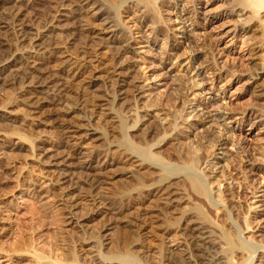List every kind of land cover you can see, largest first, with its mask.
<instances>
[{"label": "rangeland", "instance_id": "374dc122", "mask_svg": "<svg viewBox=\"0 0 264 264\" xmlns=\"http://www.w3.org/2000/svg\"><path fill=\"white\" fill-rule=\"evenodd\" d=\"M56 1L20 0V6L28 7L24 18L39 27L47 18L39 14L35 17L37 11L50 5L56 7ZM120 1L103 3L112 12ZM250 1L164 0L161 18L147 17L143 21L149 27L146 30L152 27L156 36L148 34L144 38L133 33L134 51L119 57L111 53L118 38L114 29L98 30L100 21L88 14L85 19L96 25L93 31L97 46L91 64L94 66L85 69L90 76L85 71L70 72L67 62L74 61L78 41L72 35L75 45L67 43L64 53L69 56L62 59L58 55L55 61L48 59L44 66L37 65L42 67L41 72H51L54 82L65 84L63 92L53 85L45 88L48 99L54 100L43 107L42 116L31 113L16 87L4 82L10 68L15 71L23 66L29 70L28 64L34 63L29 61L35 54L27 52L12 63L10 71L0 72V264H168V255L169 264H184L183 252L169 244L171 240L183 242L180 228L191 222L210 230L221 264H248L252 257L255 263L264 260V256L256 257L264 251V40L260 33L264 0ZM180 7L194 11L183 20L184 28L188 31L196 27L191 39H205L215 47L212 52L217 63L205 60L211 51L206 45L201 51L204 56L195 61L190 58L201 48L188 51L184 31L178 25ZM123 11L124 21L131 24L132 9ZM115 12L112 13L116 15ZM65 24L61 21L54 31L60 46L70 37ZM3 35L10 49L21 53L29 49L17 43L11 33ZM118 62L133 66V75H145L138 82L143 86L142 93H132L126 87L117 91L107 81L109 77L116 78L107 69L118 66ZM197 69H201V76L196 79H206L205 90L199 92L206 104L202 113L216 122L214 130L220 131L221 140L198 143L202 128L191 134L187 133L189 127L179 129L180 141L167 140L162 147L152 149L164 163L141 165L127 146L133 145L131 150L137 151L170 132L171 127L161 126L156 117L148 115L169 108L173 102L171 93L181 85V92H186ZM125 70H119V74L125 76ZM218 73L221 75L215 80ZM81 100L83 104L68 112L67 107ZM196 102L187 95L186 104ZM249 110L255 116L240 121L242 113ZM181 115L188 118L187 112ZM205 122L208 124L207 119ZM187 134L191 141L184 138ZM242 147H247L248 155L240 152ZM187 148L201 156L195 175L185 168ZM247 163L245 176L252 181L251 186L241 170ZM170 169L186 176L168 178ZM92 174L100 179L97 193L82 181ZM189 178L203 184L202 190L195 189ZM224 186L228 195L221 193ZM240 186L248 192L235 196ZM249 242L259 248L251 252L244 246Z\"/></svg>", "mask_w": 264, "mask_h": 264}, {"label": "bare ground", "instance_id": "6f19581e", "mask_svg": "<svg viewBox=\"0 0 264 264\" xmlns=\"http://www.w3.org/2000/svg\"><path fill=\"white\" fill-rule=\"evenodd\" d=\"M103 1L104 0H102V1L101 0H58V1H56V4H57L56 7H53V5H50L48 7H45L40 12L37 11V14L35 15V17H37V15L39 14L40 17H44V19H46V18L47 19L44 21L43 25H41L39 27H35L32 24L30 18H24L25 11L28 9V7H24L23 5L20 6V0H0V72L4 73L7 70L10 71L8 68L11 65H13L12 63L15 62L18 58H23V56L26 55L27 52L34 53L35 55H38V59L34 55L33 56V60L34 61L33 60L29 61L31 63L32 62H34V63H32L31 65L28 64L29 70L31 69V70L36 71L37 74L35 73L36 74L35 76L32 74L31 71L27 70V68H23V66L21 65L22 68L19 69V68L16 67L17 70H15V71L12 70L13 68H10L11 71L8 74H6V77L4 78V80H5L4 82L6 84H8V85L10 84L12 86L14 85L16 87V89L18 91V94L21 95V97H22L21 99L23 101V105L25 107L29 108V111L31 113H33L35 115H38V116L39 115L42 116L43 107L54 100L53 98H52L53 100H51V101H50V99H48V97H47L48 90L46 91L45 88L49 89L53 85L54 87L56 86L54 88L55 90L58 89V91H62L63 92L65 84L63 85L62 82H57V83L54 82L53 79L51 78V76H53V75H51V72L49 71L51 76L46 71L45 72H41L40 70L42 69V67L40 66L41 69H39L37 67V65L43 64V66H44V63H45L44 60H48L49 59L51 61L53 58L54 59L57 58V57L59 58L58 55H62L61 56L62 59L64 57H66V56H69V55H67V53L66 54H64V53L68 49L67 48L68 47L67 43L74 44V43L71 42L73 40L72 35L74 36V38L77 37L78 41L76 39L75 40L77 42H75L73 40V42L77 43V45L75 46V48H76V52L75 53H77V55L74 56V58H73L74 61H71V59H69V61H71V62L70 63L67 62L68 66H70L69 69H71L70 72L72 73L73 70H76L77 73L84 74V71L86 72L85 69L87 67H93L94 66V65L92 66L91 64L94 61V59H93V55H94L93 53L94 52L93 51H94L95 47H97L94 44L96 42V35H95L94 31H93V27L96 26V25L92 26V24H94L95 22L92 23L90 20L88 21V19H85V18H87L88 14L93 15L96 19H98L100 21L99 25H101V27L98 28V30L102 31L103 28H105V29L106 28L114 29L113 30L115 32L114 35L115 36L117 35L118 38H117V41H116V43L114 44V46L112 48V52L111 53H112V55H114L116 57H119L121 55L127 54V53H129L131 51L132 52L134 51L133 46L135 44V39L132 37L133 33H140L141 34L140 36H142L144 38H148L147 37L148 34L151 35L152 37L156 36V35H154V31L155 30H153L152 27H151V29L146 30V26L147 25H145V23L143 21H145V20L147 21V19H146L147 17H151L153 19H157V18L160 19L161 18V14L163 13L162 9H163V5H164V0H121L120 4H118V6L115 7L114 10H113V11H116L115 12L116 15H114L112 13L113 11L110 12V10H106L105 9V7H104L105 6V4H104L105 2L103 3ZM189 1L191 2L192 0H189ZM100 2H102V3H100ZM76 5L79 6V7H76ZM83 5H87L88 7L87 6L86 7H81ZM247 5H248V3H247ZM247 5H245L244 8L248 7ZM107 8L109 9L110 7H107ZM124 8L132 9L131 18L133 20H131V24H127L124 21L123 17H122V11L124 10ZM180 8H181V11L178 12V25H179V29L182 28L183 29L182 31H184V38H186L187 42H188V44H187V47L189 48L188 51L190 50V53H191V52H194V50H193L194 48L195 49L196 48H199V49L201 48L199 53L194 54L193 56L190 57L192 59V61L193 60L195 61L196 59L204 56V55H202L203 52L201 53V51H202L203 47L206 45L205 47L208 46V49L211 50V51L206 53L207 56L206 55L205 56L208 59H205V60H208V61L211 60V62L217 63L216 57H215V55L212 52L213 51L212 49H214L215 47H213V45L210 44V42L205 41V39H204V41H203V39L202 40H200V39H191L192 37L190 35L193 34L195 30H197L196 27L193 26L192 29H190L188 31L184 28L185 24H183L184 23L183 20L185 18H187V16L189 14L192 15L194 11L193 10L192 11L189 10V12H188L187 10H185V9L183 10L182 9L184 7H180ZM75 10H77L78 12H76ZM84 10L86 11L85 14L82 13ZM79 11H81V12H79ZM139 15L142 16V20L139 19ZM9 18L11 19L10 21H9ZM115 18H116L117 25L114 24V22H115L114 19ZM61 21H66V24L64 25V30L69 31V34H70V37L68 36L69 39L66 40L67 42L63 46H60L57 43V41L55 40V36H54V31L56 29H59V25L58 24ZM179 29H177V30H179ZM103 31L106 32V30H103ZM110 31H112V30H110ZM3 32L11 33V36L15 39V41L17 43L28 45L29 49H27L23 53H21L19 51H16V50L10 49L9 48L8 39H7L6 36L3 35ZM260 33H261V38L264 40V24H263V27H262V31ZM119 36H121V38H119ZM43 38H45V39L43 40ZM43 54H46V56H43ZM28 55H29V53H28ZM206 57H204V58H206ZM54 59H53V61L56 60V59L55 60ZM17 61H19V60H17ZM56 62L58 63V61H56ZM23 63H25V62H23ZM209 64H210V62H209ZM57 66L55 68H57ZM233 67H234V65H233ZM94 68H96V66ZM110 68H111L110 71H109V69H107L109 74H112V75L116 76V78L115 77L114 78L113 77H109V79H107V81L111 82L115 87H117V91L122 90V88L126 87V89L132 91V93H134V92L142 93L143 92L142 91L143 86L142 85L141 86L138 85V82H139L140 78H144L145 77L144 74H137V76H136V73H135V75H133L131 72L134 71V68H133V66H131L127 62H121V63L118 64V66H117V64L116 65L114 64V65L110 66ZM125 68H126L125 76L124 75L122 76L121 74H119V70L125 69ZM193 69H195V68H193ZM94 70L95 69H93V71ZM105 72H107V71H105ZM86 73H88V75H89L88 71ZM90 73H93V72L90 71ZM220 75H221V73L220 74L218 73L217 75H215V80L216 79L218 80ZM199 76H201V69H197V70L194 71V74L192 75V79L190 81L191 85H190L189 88L186 89L187 90L186 92H184L183 90H182L183 92H181V89H184V88H181L182 87V85H181L179 88H177L175 93H171V94H173L171 96L172 97L171 99H172L173 102L170 104L169 108H167L165 106L166 109H161V110H163L162 112H160V110L159 111H155V112L152 111V113L153 112L154 113L153 114L150 113V115H148L149 117H151V116L156 117L158 123L161 126H166L168 128L171 127L169 129L170 130L169 133H166L163 130L164 133L162 135H160V137L157 139V141L155 143H153L150 146L145 147V148H141V149L139 148V150H137V151L134 150V149H133L134 151L131 150L133 145H128L127 146L128 150L131 151L134 154L132 156L136 157V159L139 160V163H141V165H148L149 167L150 166L152 167L154 165L155 166H159V165H161V163H164L163 160L152 151V149L153 148L158 149L159 147H162L166 143L167 140L174 141L175 143L180 141L179 140V136H181V134L178 133L179 129H184L185 130L186 127H189L191 129L187 133H190V132L192 133L193 131H196L197 129L199 130L200 128H202L201 129L202 133H201V135L199 134L200 135L199 139H197L198 143L201 140H204L205 142L206 141L210 142L212 140H216V142H218V141L221 140L220 138L222 137V134L220 133V131L217 132V131L214 130L215 129L214 126L218 127L216 122L212 118L210 120H208L209 118H206L204 116V114L202 113V110L204 109L206 104H205V102L201 101L199 92H201L202 90H205L203 84H204L206 79L204 81H203V79L202 80L201 79L197 80L196 78L199 77ZM76 81H78V80H76ZM65 90H67V89H65ZM49 94H50V92H49ZM187 95H190L193 100L197 101L195 105L190 106V105L186 104ZM96 96L97 95H95V97ZM93 101L94 102H92V106H95L97 103H95V100H93ZM83 102L81 100L77 104H75L74 106L67 107L68 108V112H70L69 109L74 108L76 105H77V108H78V105L80 106L81 104H83ZM53 103H55V102H53ZM163 105H165V104H163ZM147 106H149V105H147ZM82 108H83V106H82ZM85 108H87V107H85ZM126 109H128V108H126ZM183 112H187V114H188V118L187 119H189V120L183 119V116L181 115V114H183ZM253 115L255 116V114H254V112L252 110L246 111L245 113L243 112L241 117H240V121H243V120L245 121V120H248V119L250 120V119H252ZM222 116H224V115H222ZM146 118L147 117H145L144 121L148 120ZM206 119H207V122H208L209 125L205 122ZM138 121H140V120H138ZM138 123H141V122H138ZM146 127H147V125H146ZM166 127H164V128H166ZM130 128L131 127H129V129ZM134 128H136V127H134ZM193 134L195 135V133H193ZM196 134H198V133H196ZM184 138L188 139V141L192 140V139H190L189 134L184 135ZM237 141L239 143L238 139H237ZM177 144H175V145H177ZM239 144L242 145L241 141H240ZM156 151H158V150H156ZM240 152L242 154H244V155L245 154L248 155L249 151H248L247 147L246 148L242 147ZM182 156H183V154H182ZM181 158H183V157H181ZM200 158H201V156H198L192 150L190 151L187 148V150L184 153V158L183 159L185 160L184 161L185 168L189 171V173L194 174L196 172L195 170L199 169V166L201 165V163H200L201 159ZM247 164L248 165H244L241 168L242 172L244 173L243 174L244 176L246 174L247 166H249V163H247ZM251 164L252 163H250V165ZM143 167H145V166H143ZM85 168H86V166H85ZM252 168L253 167H251V169ZM233 169H234V167H233ZM156 170H157V168H156ZM168 171H170V174L167 175L168 178L174 179L173 177H175V178L178 177L179 178V176L182 177L184 175L183 173L179 172L178 170H171L170 169ZM194 175H192V176H194ZM97 176H98L97 174L96 175L92 174V175H89L88 177L84 176L85 178H82L83 179L82 181L85 184H87L90 189H93V191L96 190V193H97V188H98L99 182H100L99 181L100 179ZM185 176H183V177H185ZM189 177H190V174H189ZM245 177L247 179L248 185L250 183V186H251V182L252 181L250 180V178L248 179L247 176H245ZM195 179H196V177H195ZM195 179L193 180L191 178L190 179V181H191L190 184L195 186V189L198 188V190H200V188H201V186L203 184L202 185L198 184L196 182L197 179H196V181H195ZM160 184H162V183H160ZM154 187H156V185ZM202 188H201V190H202ZM218 189H219V187L216 188V191ZM246 191L247 190H246V188L244 186H240V189L237 191V194L235 196H244L248 192V191L247 192ZM222 192H223V195H228L226 186L222 187L221 193ZM92 196H93V194H92ZM95 199H97V198H95ZM252 209H253V207L251 208V210ZM263 211H264V207H263ZM124 222H125V224L128 223L125 220H124ZM186 223H189V221L186 222ZM186 223H184V224H186ZM246 227H247V225H246ZM180 233L182 235V236L181 235L180 236L183 238V239H181V240H183V242H178V240L177 241L176 240L175 241L171 240L169 246H171L174 250L179 248L180 251L183 252L182 253V257H185V258H182V260H184V264H209V263L213 264L215 262H217L216 264L223 263V261H221L220 255L217 254V252H216L215 243L212 240V237H211V234H210V230L206 229L205 226H203L201 224L198 225V224H196L194 222H191L189 225L186 224V226L184 225L183 227H181L180 228ZM175 239H176V237H175ZM178 244H180V245H178ZM181 245L182 246L184 245V247H181ZM244 246H245L246 249L249 248L251 250V252H255L259 248V246L258 245H254L253 242L252 243H250V242L249 243H245ZM213 250H214V252H213ZM169 256L170 255H168V257ZM261 256H264V251H259L257 253L256 257H260L261 258ZM168 257H166V261L169 264V263H171L170 262L171 260H169ZM252 259H253V257L251 259H249L248 264H263V261H264V260H260L259 263H255V262H252Z\"/></svg>", "mask_w": 264, "mask_h": 264}]
</instances>
